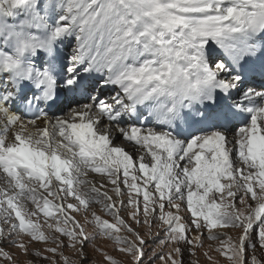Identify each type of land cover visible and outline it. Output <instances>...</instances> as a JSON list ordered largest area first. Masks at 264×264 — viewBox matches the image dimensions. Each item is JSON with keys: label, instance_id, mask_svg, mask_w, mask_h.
Masks as SVG:
<instances>
[{"label": "snow or ice", "instance_id": "1", "mask_svg": "<svg viewBox=\"0 0 264 264\" xmlns=\"http://www.w3.org/2000/svg\"><path fill=\"white\" fill-rule=\"evenodd\" d=\"M202 262L264 264V0H0V264Z\"/></svg>", "mask_w": 264, "mask_h": 264}, {"label": "rangeland", "instance_id": "2", "mask_svg": "<svg viewBox=\"0 0 264 264\" xmlns=\"http://www.w3.org/2000/svg\"><path fill=\"white\" fill-rule=\"evenodd\" d=\"M100 243L105 244L104 241H100ZM105 246L110 247V245H107V244H105ZM202 264H203V262H202Z\"/></svg>", "mask_w": 264, "mask_h": 264}]
</instances>
